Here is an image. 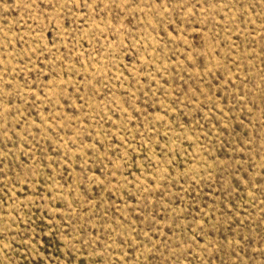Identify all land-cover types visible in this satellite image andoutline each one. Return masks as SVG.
<instances>
[{"label": "rangeland", "instance_id": "1", "mask_svg": "<svg viewBox=\"0 0 264 264\" xmlns=\"http://www.w3.org/2000/svg\"><path fill=\"white\" fill-rule=\"evenodd\" d=\"M0 264H264V0H0Z\"/></svg>", "mask_w": 264, "mask_h": 264}]
</instances>
